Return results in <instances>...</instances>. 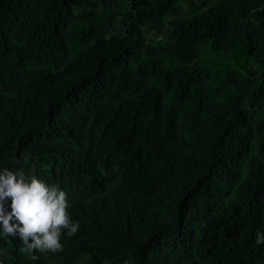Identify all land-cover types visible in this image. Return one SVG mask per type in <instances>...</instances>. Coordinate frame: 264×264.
I'll return each instance as SVG.
<instances>
[{
  "label": "trees",
  "instance_id": "obj_1",
  "mask_svg": "<svg viewBox=\"0 0 264 264\" xmlns=\"http://www.w3.org/2000/svg\"><path fill=\"white\" fill-rule=\"evenodd\" d=\"M4 168L80 227L0 264H264V0H0Z\"/></svg>",
  "mask_w": 264,
  "mask_h": 264
},
{
  "label": "clouds",
  "instance_id": "obj_2",
  "mask_svg": "<svg viewBox=\"0 0 264 264\" xmlns=\"http://www.w3.org/2000/svg\"><path fill=\"white\" fill-rule=\"evenodd\" d=\"M9 199L11 211L5 207ZM67 209V194L57 185H48L35 175L28 179L23 171H0V235L19 236L23 251H62V234L71 237L80 227ZM256 243L264 244V234L257 233Z\"/></svg>",
  "mask_w": 264,
  "mask_h": 264
}]
</instances>
